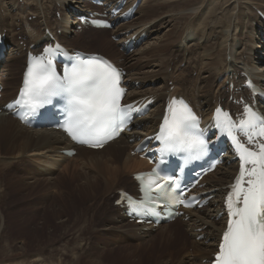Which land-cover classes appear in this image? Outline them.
Wrapping results in <instances>:
<instances>
[{
	"label": "bare ground",
	"instance_id": "bare-ground-1",
	"mask_svg": "<svg viewBox=\"0 0 264 264\" xmlns=\"http://www.w3.org/2000/svg\"><path fill=\"white\" fill-rule=\"evenodd\" d=\"M28 1H31V3H29L30 5L26 3L27 5L25 6L27 7L24 8L17 4V0H0V33L5 34L4 30H6V33L11 34L10 37L14 43L13 47L9 48L10 52L8 51L9 57L5 60L6 64L3 66V69L0 70V82L4 90H7L10 86H12V88L15 87V93L20 86L21 75L25 67L24 64V67L20 70V64L22 59L25 62L28 53H39L44 44L51 43L55 40H60L62 44L66 45L67 41L64 37L76 33L68 26L69 23L66 14L67 9L71 5L68 0ZM73 1V6L75 5L77 8H81V0ZM119 1L121 0H107L108 3H112L113 5ZM214 1L218 2V5L220 3L223 4L225 7H222L221 10L223 12L226 10V13L228 12V16L224 22L219 24L217 18L212 20L208 27L203 25L204 22L197 24V19L202 16L203 9ZM243 1H247V6H243ZM135 2L136 0H127L122 7V12L132 7ZM171 2L174 6L170 7L168 13H165L168 16V22L169 24L172 23L174 27L180 24L183 30L182 32L180 30L177 37L174 36L173 38V42L179 41V46H176V49H173L171 52L166 53L162 58L157 55L154 57L155 59H153V53L151 54V51L160 48L161 52V49L165 48V46L168 47L170 42L164 45L159 44L157 45L158 47L150 49L145 48L146 50L143 49L144 51L140 53L137 59H133L132 56H130L123 61L122 52H119V49L126 52L127 43L132 40H139V37L142 35L148 36L151 27L146 28L147 26L143 24V20H140L142 23L137 21L138 19L125 22L112 31L113 36H119L117 43H114L118 51H112L111 56L113 59L109 58V60L113 61L127 73L124 81L127 83L126 85L130 89V92L128 93L126 102L132 103L145 100L138 104L143 105L147 102L152 105L149 112L144 117L141 119L135 118L132 124L134 125L133 129L130 132L121 135L116 141L106 145L100 151H91L81 147H73L72 144L58 132L43 129H27L18 121L14 120L11 115L0 113V166L9 165V168H15L12 162L9 163L4 160H7V157H26L35 164V166L44 169L43 173L48 176L41 175L38 171H34L31 175L36 173L37 175L39 174L48 178L52 171H58V174L53 179L39 180L36 178L35 182L28 183V185H35L36 181H39L40 184L46 185L47 189L49 187H51V189L53 188V195L49 197L50 200L58 197V202L62 203V205L68 204L69 202L75 204V197L77 200L81 199L82 196H88L87 201L93 199V197L97 195L95 190L98 189L99 185H101L99 195H102L103 198L105 196L109 198L112 193H117V201L122 200L121 193L126 194L128 197L136 198L137 186L132 177L136 173L149 169L147 162L138 158V148L147 138L155 133L157 126L163 118L166 101L173 97L182 98L191 104L198 115L207 119L214 112L218 102L225 108L235 109L236 107L232 104V100H238L240 97L249 99L250 92L246 87V82L248 80H251L254 85L260 87V89L264 91L263 76L255 72V68H259L260 70L264 68V23L259 17L253 18L245 15L241 11L244 7L246 10H250L249 6L257 5L256 10L258 12L260 9L259 7L264 9V0H205L204 2L203 0H172ZM168 4L169 2L163 3L165 7ZM158 7L159 6H157V8ZM13 9L17 12L14 15L12 14ZM147 9L148 7L142 12L144 15ZM53 10L62 13V20L60 22H57L55 19H50L49 16ZM151 10H153V8ZM187 10H191V13H182ZM218 12V15L223 14L220 11ZM72 15L74 16V21L71 23L73 25L78 24L77 19L83 16L81 13ZM161 15L163 14L161 13ZM29 16L35 17L39 22H27V17ZM18 23H21L24 28L23 36L25 37V41L23 45L26 47V53H23V48L19 46L17 41L13 40L19 35L14 33V27H16ZM222 25L223 29L219 32V28H221ZM242 25L246 27L247 32L243 41L236 34ZM88 30L94 34H104L105 32L104 29L96 30L89 28ZM57 32L62 33V36L57 37ZM180 32L181 35L179 36ZM179 37L181 39H179ZM163 38L167 39L166 37ZM190 39L193 41L203 40L205 45H196L199 47L193 51V49L189 48L191 46L187 48V40ZM102 40H96L95 44L98 47L111 50L112 43L109 44L108 42L107 44L106 41ZM243 42L245 46L244 52L236 56L235 51L237 46L242 45ZM39 44L41 45L39 46ZM257 52H259V54L262 53L260 54L261 58H256V56H259ZM91 54L96 53L92 52ZM254 55L256 56L254 57ZM176 58H178L181 63L187 65L185 69H179L175 63ZM147 64H154L152 66L156 68V70L150 73H141V71L147 67ZM167 69L172 70L167 72ZM190 70L197 73L196 78H188ZM18 75L20 76L19 82H17ZM146 83L149 85L154 84L155 88L144 89ZM135 85H137V87ZM224 95H227L231 101L223 103L222 100ZM13 97H9L8 94H3L0 106L11 101ZM69 150H74L75 155L68 156L63 154V152ZM230 158H232V155L225 156V161L222 166L216 168L210 175L204 178L202 184L193 191L194 195L200 197L201 201H207L206 206L202 209L188 211L170 224L164 223L155 227L152 222L149 224L148 221L150 220L147 219L145 223L140 226L136 224L139 218L128 217L127 219L126 216L130 209L127 201L125 200L120 204L116 201L114 204V212L116 213L115 220L117 221L109 220L110 222L108 224L111 225V227L108 229L106 228V230L116 231L118 233H125L129 230L133 232L134 236L137 238H147L153 231L157 230L159 231L157 239H166L168 237L165 234L169 233L168 228L177 225V223H181L185 226V230L191 236L192 240L190 246L191 251H189L191 253L190 262L184 261L182 257H180L181 254L175 251L172 254L173 256L169 257L168 262H161L160 264H209L211 262L210 256L216 252L221 232L225 228V217L223 213L224 187L232 182L238 170L237 165L233 164ZM17 164L19 165L20 162ZM76 164H78L79 169L75 167ZM63 174L69 176V184L71 185V188H67L64 193H62V190L57 186V181L61 182L58 179H61L60 176ZM129 177L130 180L132 179L131 185L129 188L125 189L124 186H126L125 183ZM43 194L46 195L47 193ZM73 203L70 205H73ZM57 207H59V209ZM61 207L62 206H56V209L49 208L50 210L48 209L43 217L48 221L49 219H47V216L54 217L58 215L62 210ZM99 207L103 209L102 206L99 205L98 208ZM87 209L93 208L87 206ZM82 211L84 210L82 209ZM91 218L92 217H90V220ZM185 218H188V220L184 221ZM86 219L87 217L82 220L84 224L81 226L82 229L91 224L90 220L88 222ZM1 221L2 217L0 216V222ZM55 224L57 226L61 224L59 219ZM146 224H149V226ZM169 237L172 238V235L170 234ZM166 240L169 242L168 239ZM171 242L173 244V241ZM183 244H186V242ZM151 245L152 244H149L148 246V244H146L144 247H150ZM148 247H145V252L149 257L150 252L147 249ZM121 252V249H116L109 253L119 254ZM123 253H125L123 256L119 254L123 259V264H139L140 261H135L137 259L135 251L126 249ZM44 262L45 261L42 259L36 258L35 260L25 261L24 263L20 260L19 263L15 264H46ZM0 264L7 263L3 261L0 262Z\"/></svg>",
	"mask_w": 264,
	"mask_h": 264
},
{
	"label": "rangeland",
	"instance_id": "rangeland-1",
	"mask_svg": "<svg viewBox=\"0 0 264 264\" xmlns=\"http://www.w3.org/2000/svg\"><path fill=\"white\" fill-rule=\"evenodd\" d=\"M126 1L127 0H125L124 3ZM171 1L172 0L170 1L169 0H136L135 4L133 5L134 7L131 9L133 15L127 20L117 22L113 29L105 30L104 34H94L90 32L88 29L87 30L82 29L80 31L77 30L75 31L76 35L72 34L64 37V39H66L67 41L66 45L62 43L61 44L70 51H80L85 54H91L92 52H94L106 58L113 59V57L111 56V52L118 51L114 43H117L119 36L117 35L113 36L112 31L119 25L124 24L125 22L128 21L131 22L134 19H138L137 21L139 22L143 20L144 21L143 24L147 26L146 28L151 27V29L148 33V36L142 35L139 37L140 40L137 41L132 40L131 41L132 46L126 52H123V50L119 49V52L120 51L122 52L123 61H125V59H127L130 56H132L133 59H137L140 53H142L147 48L150 49L153 47H158L157 45L159 44L164 45L170 42L168 47L165 46V48L161 49V52H160V48L159 49L156 48L151 51V54L153 53L152 54L153 59H155L154 57L157 55H159V57L162 58L166 53L171 52L173 49H176V46L177 47L179 46V41L173 42V38L174 36L177 37L180 30L181 32L183 30L180 24H178L179 26L175 25L174 27L172 23L169 24L168 22V16L165 13L166 12L168 13L170 11V7L174 6ZM204 1L205 0H203V2ZM68 2H70L71 4L70 7L73 6V2H74L73 0H68ZM165 2L166 3L169 2L170 5L169 4L166 5V7L168 8H166L165 5H163V3ZM246 2L247 1L242 2L243 6L244 5L247 6L246 4L248 3ZM26 3L30 5L29 3H31V1L17 0V4L21 7L24 8L27 7L25 6L27 5ZM102 4L105 3L102 2ZM157 6L159 7L157 8ZM73 7L77 11L79 9L83 10L84 8H92L96 11L102 12V9L92 7L87 2L82 3L81 8H77L75 5ZM147 7H148L147 9L148 11L146 10L144 15V13L142 12H144ZM222 7L224 8L225 6H223V4L221 3L218 5V2L216 1L210 3L208 7L203 9L202 11L203 14L201 17L197 19V24H199L200 22H204L203 25L208 27L209 23H211L212 20L217 18H218L217 22L219 24L224 22V20L228 16L227 15L228 12L226 13V10H224L223 12L221 10ZM69 8L67 9V14H66L67 21L69 23L68 26L71 28V30L73 29L76 30L78 25L71 24L74 21V16L72 15L74 14V11L69 10ZM152 8L153 10H151ZM256 8L257 5L256 6L251 5L249 6L250 10H246L244 7L243 10L241 11L245 15L251 16L253 18L259 17L261 21L264 23L262 19V17H264V9L259 7L260 9L258 13ZM121 10L122 8H120V10L118 11L119 17L122 16L123 13ZM218 11H220L223 14L218 15L219 13ZM15 13L17 12H15V9H13L12 14L14 15ZM161 13L163 15H161ZM182 13L189 14L191 13V10H187ZM61 14H62L61 12H56L55 10H53L49 17L52 20L55 19L57 22H60L62 20ZM145 20L146 21L149 20L151 22L149 21L146 22ZM27 22L38 23L39 20L38 19L36 20V18L33 16H29L27 17ZM14 29H15L14 33L19 35H17V37L13 40L17 41L19 43V46L23 48V53H26L27 51L25 50L26 47L23 45V42L25 41V37L23 36L24 28L21 25V23H18V25L14 27ZM222 29H223V25L221 26V28H219V32L222 31ZM4 31H5L4 42L5 45L7 46L6 48L7 52H5V57L3 62L1 63L0 70L3 69V66L6 64L5 60L7 57H9L8 56L10 52L9 48L13 47L14 44L10 37L11 34L6 33V30ZM181 32L179 36L181 35ZM246 33H247L246 27L244 25H242V27L238 29V31L236 32V34L242 41L244 40V36ZM57 35H58L57 37H60L62 36V33L57 32ZM163 37H166L167 39ZM100 39L101 40L103 39L102 41H106L107 44L108 42L109 44L112 43L111 50L110 49L107 50V48H103V47L102 48L98 47L95 44V41L96 40L99 41ZM179 39L181 38L179 37ZM40 45L41 44H39V46ZM196 45L203 46L205 45V43L203 40L202 41H197V40L193 41L191 39L187 40V48L191 46L189 48L193 49L194 51L199 47ZM244 49L245 46L243 42L242 45L237 46V49L235 51L236 56L243 53ZM257 54H259V52H257ZM260 54L259 56L254 55V57L256 56V58H261ZM23 62L24 60L22 59L20 64L21 65L20 70H22V67H24L23 65L25 64V62L24 63ZM175 63L179 67V69H185V67L187 66L185 63H181L178 60V58L175 59ZM152 65L147 64V67L143 69L141 73H148V72L150 73L153 72V70L155 71L156 68H153ZM171 70L172 69H167V72H170ZM255 72L258 75L263 76L264 79V68L263 70H260L259 68L258 69L255 68ZM196 77H197V73L195 71L190 70L188 74V78L194 79ZM19 80H20V76L18 75L17 82H19ZM135 86L137 87V85ZM146 88H155V85L154 84L149 85L148 83H146L144 85V89ZM15 90H16L15 87L12 88V86H10V88H8L7 90L5 89L3 91V94L5 95L8 94L9 97H13ZM222 101L223 103L229 101L228 96L224 95ZM148 112L149 110L146 112V114ZM7 158L8 159L4 161L9 163L12 162L15 168H9V165L0 166V180H1L0 216L2 217V221H1L2 223L0 222V262L6 261L7 264H15V263H19L20 260L21 262L24 263L25 261H31L37 258V259H42L43 261H45L44 263L46 264H50V263L58 264V262L59 264H121V263L123 264L122 261L123 259L121 258V256H119V254L123 256V254H125L123 252H125L126 249L136 252L135 255L137 259L135 261H140L139 264H160L161 262L162 263L168 262L169 257L173 256L172 254L175 251L176 252L178 251V254H181L180 257H182L184 261L190 262L191 253L189 251H191L190 246L192 240H191V236L186 232L185 230L186 228L183 224L177 223V225L168 228L169 233L168 234L166 233L165 235L168 237L166 239H168L169 242H167L166 239H161V238L157 239L159 233V231L157 230L153 231L150 234V236L147 238L146 237L137 238L134 236L133 232L129 230L125 233H118L116 231H107L106 228L108 229L109 227H111V225H109L108 223L110 221H117L115 220L116 213L114 212L115 211L114 204L117 201V196H116L117 193L116 194L112 193L109 198L108 196H105L103 198L102 195H99L100 192L99 189L101 186L99 185L98 189L95 190V193L97 195L94 196L93 199H89L87 201L88 196H82L81 199L77 200V198L75 197L74 198L75 199L74 202H76L75 204L72 202L73 205H70L72 203L69 202L68 203L69 205L68 204L62 205V203L58 202L59 201L58 197L53 198L52 199L53 201L50 200L49 197L53 195V188L51 189V187H49L47 189L46 185L40 184L39 181H36L35 185L34 184L28 185V183L35 182L36 178H38L39 180L53 179L58 174L57 173L58 171L56 170L52 171L50 176L47 178L46 176H41V175H47L43 173L44 169H40L39 166H35V164H33L28 158L26 157L25 158L7 157ZM18 162H20L19 165L17 164ZM75 167L79 169L78 164H76ZM34 171H38V173H40L41 175L39 174L37 175L36 173H34V175H31V173H33ZM60 178L61 179L58 180L61 182L57 181L58 183L57 186H59V189L62 190L61 192L64 193L66 192L67 188L71 186L69 184V176L63 174L60 176ZM131 180L129 177L127 182L125 183L126 185L124 186L125 189L130 187ZM43 193H47V194L45 195ZM99 205L102 206L103 209H101V207L98 208ZM56 206H62L61 212H59V214L54 217L47 216V219H49L47 221L43 217V215L46 214L49 208L56 209ZM87 206L92 207L93 209L88 210ZM57 208L59 209V207ZM82 209L84 211H82ZM86 217H87L86 221L88 222L90 220V217H92L90 220L91 224L87 225L86 228L83 227L82 229L81 226L84 225L82 223V220L85 219ZM58 219L61 224L57 226L55 223L56 221H58ZM187 220L188 218H185L184 221ZM170 234L172 235V238L169 237ZM153 240L156 242H154ZM171 241H173V244ZM184 242H186V244H183ZM146 244H148V246L149 244H152L150 247L145 246L148 247L147 249L150 252L149 257L145 252L146 248L144 247V245ZM131 248H135V249H131ZM116 249H121L122 252L119 254L109 253V252H113Z\"/></svg>",
	"mask_w": 264,
	"mask_h": 264
},
{
	"label": "snow or ice",
	"instance_id": "snow-or-ice-1",
	"mask_svg": "<svg viewBox=\"0 0 264 264\" xmlns=\"http://www.w3.org/2000/svg\"><path fill=\"white\" fill-rule=\"evenodd\" d=\"M59 51V45L55 49L47 47L44 55L29 58L18 98L7 107L26 109L20 119L27 121L45 105H52L54 100L62 101L63 130L76 143L102 148L124 131L132 112L139 113L140 110L133 109L132 105H121L124 95V89L120 87L122 73L111 62L99 56L83 57L77 53L70 57L72 66L61 76L52 59L46 63L44 60V56ZM177 104L179 109L175 107ZM244 112L248 119L239 122L240 131L251 143L253 136L248 130L255 129L259 120L256 134L264 137V118L258 117L247 105ZM215 118L216 127L234 142L241 164L240 174L230 186L232 191L226 199L228 226L213 264H264V142L258 143L259 151L249 150L233 134L237 125L227 112L216 108ZM154 139L160 143V164L164 163L165 156L180 154L187 164L208 155L211 138L206 137L205 131L199 127V120L189 105L182 99H173ZM246 164L253 167L246 169ZM245 176L248 177L246 182ZM148 178L149 183L141 186L139 201L121 193L122 200L117 203L126 200L134 215L157 214L160 200L173 186L179 188V181L174 176L163 175L159 165L148 174ZM135 179L142 181L145 175L138 174ZM171 203L165 202L163 207L170 209ZM174 203L183 204L185 208L192 206L179 199Z\"/></svg>",
	"mask_w": 264,
	"mask_h": 264
}]
</instances>
